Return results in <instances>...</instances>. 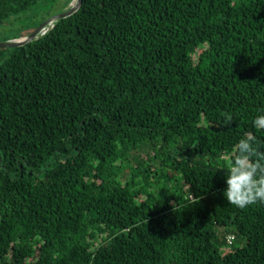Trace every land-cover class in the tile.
Here are the masks:
<instances>
[{
	"label": "trees",
	"instance_id": "16d2710c",
	"mask_svg": "<svg viewBox=\"0 0 264 264\" xmlns=\"http://www.w3.org/2000/svg\"><path fill=\"white\" fill-rule=\"evenodd\" d=\"M260 114L264 0H82L0 48V264H264V204L224 197Z\"/></svg>",
	"mask_w": 264,
	"mask_h": 264
},
{
	"label": "clouds",
	"instance_id": "9594fccd",
	"mask_svg": "<svg viewBox=\"0 0 264 264\" xmlns=\"http://www.w3.org/2000/svg\"><path fill=\"white\" fill-rule=\"evenodd\" d=\"M232 116L225 115V124L232 123ZM257 130H264V114L253 120ZM264 143L248 132L235 144L226 174L224 197L229 205L243 209L264 204Z\"/></svg>",
	"mask_w": 264,
	"mask_h": 264
},
{
	"label": "rangeland",
	"instance_id": "374dc122",
	"mask_svg": "<svg viewBox=\"0 0 264 264\" xmlns=\"http://www.w3.org/2000/svg\"><path fill=\"white\" fill-rule=\"evenodd\" d=\"M75 4L76 0H43L37 7L30 10L27 14L12 18L11 22L4 25L0 31L6 34H26L30 29H34L38 23L40 24L43 19L49 20L56 15H61ZM38 27L39 25L36 29ZM0 41H2L1 38ZM139 155L142 159L146 160L148 158L146 151L141 152ZM169 187H173L172 183ZM238 245L239 244L236 246Z\"/></svg>",
	"mask_w": 264,
	"mask_h": 264
},
{
	"label": "water",
	"instance_id": "95a60500",
	"mask_svg": "<svg viewBox=\"0 0 264 264\" xmlns=\"http://www.w3.org/2000/svg\"><path fill=\"white\" fill-rule=\"evenodd\" d=\"M82 5V0H76V4L74 6H72L68 11H66L65 13L61 14V15H56L52 18H50L49 20L45 21L43 24H41L31 35L27 36V37H23L20 39H16V40H11V41H0V48H15V47H21L24 46L34 40H36L37 38H39L40 35L43 34V32L50 26H52L56 21L69 17L72 14H74L76 11L79 10V8ZM1 164H2V158L0 155V168H1Z\"/></svg>",
	"mask_w": 264,
	"mask_h": 264
},
{
	"label": "built area",
	"instance_id": "2783aa9c",
	"mask_svg": "<svg viewBox=\"0 0 264 264\" xmlns=\"http://www.w3.org/2000/svg\"><path fill=\"white\" fill-rule=\"evenodd\" d=\"M52 26H53V25H52ZM52 26L48 27V28L43 32V34L46 33V32L49 30V28H51ZM233 239H234L233 236H229V237H228V241H229V243H232Z\"/></svg>",
	"mask_w": 264,
	"mask_h": 264
}]
</instances>
